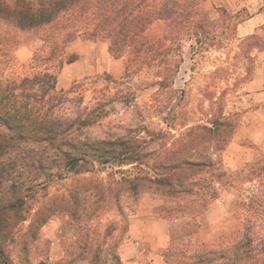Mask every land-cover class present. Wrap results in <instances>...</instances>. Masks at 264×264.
<instances>
[{
	"label": "trees",
	"instance_id": "obj_1",
	"mask_svg": "<svg viewBox=\"0 0 264 264\" xmlns=\"http://www.w3.org/2000/svg\"><path fill=\"white\" fill-rule=\"evenodd\" d=\"M202 1L0 0V21L39 34L33 46V67L38 70L19 84L16 79L0 81V264H16L7 244L16 242L15 223L30 216L26 203L34 195L30 188L35 179L45 175L50 180L70 172L92 175L76 179L48 212L70 218L79 229L81 263L101 264V255L108 253L114 264H120L115 232L127 219L122 199L133 202L142 192L151 191L163 196L159 209L170 222V242L164 251L168 264H264L262 146H253L252 160L233 173L224 169L221 159L238 125V114L225 111L223 104L230 88L216 96L217 80L226 78L230 65L205 75L209 81L199 90L201 117L192 119L195 112L182 108L175 112L177 122L166 130L144 129L143 136L135 129L125 136L87 139L75 127L97 122L107 113L104 107H84L80 118L69 124L57 119L68 103L74 100L79 106L83 102L79 87L65 91L56 86L58 68L75 60L64 52L71 40L82 36L106 42L111 53L125 56L127 74L147 69L155 78L153 84L167 88L173 83L180 56L161 48L163 42L190 36L199 43L195 47L199 50L217 38L218 21L200 9ZM220 15L224 25L235 17L226 10ZM153 20L166 23L163 34L155 39L146 33ZM236 24L223 26V40L235 33ZM239 48L237 57L249 58V51L264 48V41L253 33L240 40ZM17 87L22 96L14 94ZM102 172L105 175L99 176ZM226 186L235 195L234 226L210 243L199 242L200 218ZM107 210H114L120 219L109 221L102 232H95L98 241L89 242L85 226ZM48 216L35 212L30 226L40 227ZM84 254H89L88 259Z\"/></svg>",
	"mask_w": 264,
	"mask_h": 264
},
{
	"label": "rangeland",
	"instance_id": "obj_2",
	"mask_svg": "<svg viewBox=\"0 0 264 264\" xmlns=\"http://www.w3.org/2000/svg\"><path fill=\"white\" fill-rule=\"evenodd\" d=\"M200 9L211 20L218 21L217 38L209 40L199 50H195L199 43L196 44L190 36L164 41L161 48L180 56L173 83L167 88L153 84L155 78L147 69L127 74L125 56L118 57L111 53L106 42L82 36L71 40L64 52L67 58L75 56V60L64 62L58 68L56 86L58 90L65 91L72 86L79 87L83 102L79 106L74 100L68 103L67 110L60 112L57 119L69 124L80 118L84 107L89 110L104 107L107 113L97 122L75 127L77 133L87 139L125 136L135 129L166 130L167 126L177 122L175 112L182 108L195 112L192 119L201 117L199 90L209 81L205 75L221 66L230 65L226 78L217 80L216 96H220L225 88H230L223 96V104L225 111L238 114V125L221 159L228 173L251 161L255 145L240 135L239 128L249 120L251 111L263 103V97L254 93L264 91V48H252L248 53L249 58L237 57V54L240 52V40L245 36L256 33L264 41V0H203ZM222 10L235 15L226 26L238 23L235 33L228 40H223L221 32L225 26V19L220 15ZM147 27L146 33L155 39L163 34L166 23L153 20ZM38 35L36 31L21 30L0 21V81L7 83L16 79V84H19L23 77H29L38 70L33 67V46ZM180 88L185 92L181 93ZM130 91L134 92L132 96L128 93ZM13 92L22 96L19 87ZM207 103L205 101L203 106ZM141 135L145 133L142 131ZM261 146L264 151V144ZM91 175H74L70 172L65 177L48 180L41 175L35 179L34 187L30 188L34 195L26 203L30 216L15 223L13 232L16 242L7 244V251L16 264H85L78 257L79 229L70 218L48 210L54 201L67 195L76 179ZM104 175L102 172L99 176ZM30 184L27 186L30 187ZM234 196L231 188H221L217 198L200 218L199 242L210 243L220 234L232 230L235 223L231 212ZM162 203L163 196L151 191L142 192L133 202L132 199H122L127 219L123 218L115 232L120 264H168L164 251L170 242V222L159 209ZM37 211L49 214L45 223L38 228L30 226ZM119 219L114 210H107L100 218L90 220L85 226L90 233L89 242H97L95 232H102L109 221ZM111 243L109 241L107 245ZM83 257L86 260L89 254ZM98 263L114 264L108 253H103Z\"/></svg>",
	"mask_w": 264,
	"mask_h": 264
},
{
	"label": "crops",
	"instance_id": "obj_3",
	"mask_svg": "<svg viewBox=\"0 0 264 264\" xmlns=\"http://www.w3.org/2000/svg\"><path fill=\"white\" fill-rule=\"evenodd\" d=\"M257 94L263 97V103L251 111L249 120L242 128H239V132L252 145L261 146L264 144V91L254 93V95Z\"/></svg>",
	"mask_w": 264,
	"mask_h": 264
}]
</instances>
